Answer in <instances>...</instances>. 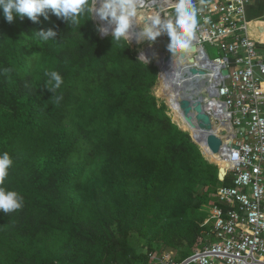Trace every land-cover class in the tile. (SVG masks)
<instances>
[{"label": "trees", "instance_id": "16d2710c", "mask_svg": "<svg viewBox=\"0 0 264 264\" xmlns=\"http://www.w3.org/2000/svg\"><path fill=\"white\" fill-rule=\"evenodd\" d=\"M91 4L76 24L0 14L4 186L23 197L0 211V264H148L183 247L186 258L211 239L207 206L231 185L153 93L158 67L125 37L101 38ZM49 30L55 41L32 35Z\"/></svg>", "mask_w": 264, "mask_h": 264}, {"label": "built area", "instance_id": "2783aa9c", "mask_svg": "<svg viewBox=\"0 0 264 264\" xmlns=\"http://www.w3.org/2000/svg\"><path fill=\"white\" fill-rule=\"evenodd\" d=\"M134 3V15L143 13L147 25L156 17L162 22L159 30L163 37L157 41V49L150 53L148 47L140 50L139 59L154 63L160 77L163 69L170 74L178 67L176 60H179L189 81L202 87V91L197 94L192 91L190 95L195 96L188 98L201 101L203 112L210 117L213 127L219 128L217 136L223 142L217 160L205 157L219 168L225 167L224 181L231 182L230 186L218 189L219 204L207 206V223L212 228L211 232H204L211 237L206 244L183 259L174 252L151 253L148 264H264V54L250 36L251 22L246 16L250 0H192L196 21L185 49L197 48L192 56L194 64L188 62L189 55L180 58L171 51L163 53L170 38L162 25L175 21L176 0H134ZM92 4L93 14L95 0ZM139 24L129 25L124 33L130 44L146 41L134 42L141 30ZM102 33L105 32L101 26ZM206 44L217 49L219 56L211 58ZM166 57L173 59L162 63ZM192 69L204 74L193 75Z\"/></svg>", "mask_w": 264, "mask_h": 264}, {"label": "clouds", "instance_id": "9594fccd", "mask_svg": "<svg viewBox=\"0 0 264 264\" xmlns=\"http://www.w3.org/2000/svg\"><path fill=\"white\" fill-rule=\"evenodd\" d=\"M87 3L88 0H0V14L9 24L16 19L23 20L25 17L38 23L41 16L47 19L49 12L58 18L70 19L76 24ZM135 7L134 0H106L99 10V15L102 19L111 17L116 22L114 35L119 37L128 30L130 17L135 14ZM173 11L175 21L169 20L162 27L170 38L169 51L181 52L187 47V38L193 31L196 9L192 0H176ZM161 24L159 17H156L152 21V26L146 29V35L150 40H155L161 35L159 30ZM32 35L40 41H55V32L52 30L33 32ZM46 75L50 77L49 90L58 89L63 83L61 75L56 71L48 72ZM12 164L13 161L7 152L0 154V211L5 214L15 212L23 206V197L4 186Z\"/></svg>", "mask_w": 264, "mask_h": 264}, {"label": "bare ground", "instance_id": "6f19581e", "mask_svg": "<svg viewBox=\"0 0 264 264\" xmlns=\"http://www.w3.org/2000/svg\"><path fill=\"white\" fill-rule=\"evenodd\" d=\"M105 2H106V0H95V6L93 9V14H94L95 21L103 27L105 34L108 33L110 35H113L115 28H116V22L110 17V21L107 23L99 15V10L102 9ZM141 19H142V13H138L136 15L131 16L130 17V25L134 24L135 22H140ZM151 26H152V24H149V25H146L145 27H146V29H148ZM139 27H140L139 29H141V30H139V33H137L136 38H134V42H136V43L141 42L143 40H146V38L148 37L146 35L145 28H143V26H141L140 24H139ZM153 30H156V29H153ZM126 35H127V33H126ZM157 47L158 46H148L147 52L150 53L151 50H156ZM178 57L182 58L183 56H178ZM168 59L172 60L173 57H170V58L166 57L164 62H162V63H165L166 61H168ZM176 65L180 68L176 67V68L172 69V71H170V74H168L166 72L167 69H163L162 75L160 77V80H161L160 91L162 92L163 97H165L167 102L169 103L170 108L183 121L185 129L187 131H189L192 135H194V137L197 140H199L198 142H202L200 144L204 145L203 146L204 155L206 157H208V159H210V160H217V155L211 153L208 150L207 145H206V141H205L204 133L197 127L196 121L188 123L187 117L184 115V112L180 106V101L183 97H186V98H188L190 96L194 97L195 93H192L191 95H190V93L192 91H196V94H197V91H202V87L195 86L194 84H192L189 81L188 77L185 76V70L184 69H186V68H184L185 66L183 63L179 62V60H176ZM163 66H165V65H163ZM167 68H170V67H167ZM171 75H173V78H171L172 77ZM199 83H198V85H199ZM213 133L215 135H220L219 128L214 127Z\"/></svg>", "mask_w": 264, "mask_h": 264}, {"label": "water", "instance_id": "95a60500", "mask_svg": "<svg viewBox=\"0 0 264 264\" xmlns=\"http://www.w3.org/2000/svg\"><path fill=\"white\" fill-rule=\"evenodd\" d=\"M104 20L108 23L110 21V17L105 18ZM164 33L168 35L166 30H164ZM108 35H109L108 33L106 34L102 33L101 38L104 39ZM121 37H125L124 34H122ZM169 44H170L169 42H166L164 44L163 53L169 51ZM196 51H197V48L195 46H192L181 52H172L171 54L177 55V56H183L182 58H185L186 55H189L191 58H189L188 62L190 64H194L195 59L192 56L194 53H196ZM191 73L193 75H200V76L204 74L203 72H200L196 69H192ZM224 74H227V71L224 72ZM180 106L184 112V115L187 117L188 123L196 121L197 127L204 133L208 150L215 155L218 154L220 151V148L223 145V142L220 137H218L217 135L213 133L214 127H213L212 121L210 117L203 112L201 101L197 100L196 98L189 99V98L183 97L181 99ZM194 113L196 114L195 117L193 115ZM193 140L200 146L199 142H197L194 138ZM226 174H227L226 168L220 167L219 178L221 181L225 180Z\"/></svg>", "mask_w": 264, "mask_h": 264}, {"label": "rangeland", "instance_id": "374dc122", "mask_svg": "<svg viewBox=\"0 0 264 264\" xmlns=\"http://www.w3.org/2000/svg\"><path fill=\"white\" fill-rule=\"evenodd\" d=\"M92 6H93V4H91V9H92ZM92 13V12H91ZM92 18H93V21H94V23L97 25V26H99L100 27V36H101V25L100 24H98L96 21H95V18H94V14H92ZM146 16L142 13V19L140 20V25L141 26H143V28H145V30H146V23H147V21H146ZM142 23V24H141ZM111 36H114V35H111ZM163 37V35L161 34V35H159L155 40H150L148 37L146 38V41H144V42H142V43H140V44H138V45H134V44H131L132 45V47H135V48H137L138 49V52L140 51V50H143L144 48H146V47H148V46H158L157 45V41H159V40H161V38ZM126 38V37H125ZM126 40L130 43V41L126 38ZM205 47H206V49H207V52H208V54L210 55V57L211 58H215V57H218L219 56V53H218V50L217 49H215V48H213V47H211L210 45H208V44H206L205 45ZM154 62L155 61H157L156 59H154L153 60ZM160 84H161V80H160V76H159V78H158V83H157V85L155 86V88H154V91H153V93L156 95V97L158 98V99H160L161 101H164L167 105H169V103L167 102V100H166V98L165 97H163V95H162V92L160 91ZM158 90V91H157ZM169 107V106H168ZM172 110V109H171ZM173 112V113H172ZM169 115L172 117V119H173V115H174V117L175 118H177V119H179L180 121H181V124H182V128L186 131V132H188V133H190L189 131H187L186 129H185V126H184V124H183V121L175 114V112L172 110L171 112H169ZM181 128V129H182ZM191 134V133H190ZM192 135V134H191ZM193 137H194V135H192ZM194 139L198 142L199 140H197L195 137H194ZM200 143H202V142H199V144ZM203 144H200V147L202 148V150H203ZM202 234H204V232H202ZM147 240L149 241V239H142V243H146L147 242ZM209 241V238L207 237H204V240H201L200 241V239H199V241L193 246V247H191V253L192 252H194L197 248H199V247H201V246H203V244H206L207 242ZM153 242V244H154V246H157V242L156 241H152ZM134 245H135V247L137 246V243L136 242H134ZM137 250L138 251H140L139 250V248L137 247ZM188 249L187 248H185V247H183V248H181L180 250H172L176 255H180V253L181 252H185V251H187Z\"/></svg>", "mask_w": 264, "mask_h": 264}, {"label": "crops", "instance_id": "0c3cea01", "mask_svg": "<svg viewBox=\"0 0 264 264\" xmlns=\"http://www.w3.org/2000/svg\"><path fill=\"white\" fill-rule=\"evenodd\" d=\"M250 25V36L258 43L259 51L264 54V0H250L246 10ZM264 113V107H263Z\"/></svg>", "mask_w": 264, "mask_h": 264}]
</instances>
